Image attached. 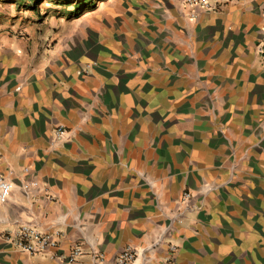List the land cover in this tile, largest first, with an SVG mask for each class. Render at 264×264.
Wrapping results in <instances>:
<instances>
[{
	"label": "crops",
	"instance_id": "crops-1",
	"mask_svg": "<svg viewBox=\"0 0 264 264\" xmlns=\"http://www.w3.org/2000/svg\"><path fill=\"white\" fill-rule=\"evenodd\" d=\"M141 1L113 26L0 9V264H115L129 246L135 264H264V0L196 17ZM22 226L57 248L21 252Z\"/></svg>",
	"mask_w": 264,
	"mask_h": 264
},
{
	"label": "rangeland",
	"instance_id": "rangeland-1",
	"mask_svg": "<svg viewBox=\"0 0 264 264\" xmlns=\"http://www.w3.org/2000/svg\"><path fill=\"white\" fill-rule=\"evenodd\" d=\"M87 1L89 4L82 7L78 13L77 7ZM14 2L16 0H0L1 12L22 17L23 22L36 21L39 26L55 27L62 24L70 28L92 27L94 25L113 26L115 14L121 17L126 12L135 11L133 6H141L140 4H142L141 0H40L37 8H32L35 2L30 0H17L16 3ZM135 2L138 3L135 5ZM126 3H128L127 6ZM89 5L94 6L89 8ZM121 21L123 19H118L116 24ZM88 36L93 37L92 33ZM186 194L190 196L185 200L190 201L192 193L186 191L183 199Z\"/></svg>",
	"mask_w": 264,
	"mask_h": 264
},
{
	"label": "built area",
	"instance_id": "built-area-1",
	"mask_svg": "<svg viewBox=\"0 0 264 264\" xmlns=\"http://www.w3.org/2000/svg\"><path fill=\"white\" fill-rule=\"evenodd\" d=\"M221 0H184L183 6L189 9L191 15L196 17L197 10H215ZM259 52L264 55V44L259 46ZM67 130L63 126H59L55 132V141L61 140ZM39 187L38 182L30 181L22 184L21 189L24 193L29 194ZM14 192V182L5 175H0V204L9 201ZM188 194L184 196V200L188 198ZM13 245L23 253L29 255H37L48 253L50 250L57 248L59 242L54 233L42 232L31 226H22L18 232L8 237ZM174 249V248H173ZM82 254V248H75L70 258L75 261ZM142 250L129 246L115 260V264H135ZM106 256L97 250H92V264H106Z\"/></svg>",
	"mask_w": 264,
	"mask_h": 264
},
{
	"label": "trees",
	"instance_id": "trees-1",
	"mask_svg": "<svg viewBox=\"0 0 264 264\" xmlns=\"http://www.w3.org/2000/svg\"><path fill=\"white\" fill-rule=\"evenodd\" d=\"M31 2H35V4L33 5V7L32 8H37V4L40 2V0H30ZM89 4V2L87 1V2H84L82 5H80V6H78L77 7V10H78V13L80 12L79 10L80 9H82V7H84L85 5H88ZM94 5H89L88 7L89 8H91V7H93ZM87 7V8H88Z\"/></svg>",
	"mask_w": 264,
	"mask_h": 264
}]
</instances>
